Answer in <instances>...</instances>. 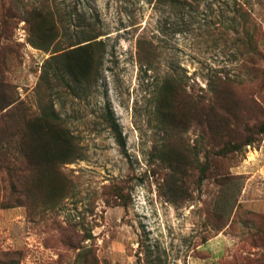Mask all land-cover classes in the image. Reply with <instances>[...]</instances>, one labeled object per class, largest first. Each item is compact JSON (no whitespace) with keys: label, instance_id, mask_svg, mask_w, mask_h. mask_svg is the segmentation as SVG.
Wrapping results in <instances>:
<instances>
[{"label":"rangeland","instance_id":"374dc122","mask_svg":"<svg viewBox=\"0 0 264 264\" xmlns=\"http://www.w3.org/2000/svg\"><path fill=\"white\" fill-rule=\"evenodd\" d=\"M0 51V264H264V0H0ZM50 114L72 162L26 156Z\"/></svg>","mask_w":264,"mask_h":264},{"label":"trees","instance_id":"16d2710c","mask_svg":"<svg viewBox=\"0 0 264 264\" xmlns=\"http://www.w3.org/2000/svg\"><path fill=\"white\" fill-rule=\"evenodd\" d=\"M168 1L172 5L182 6L186 5L191 0ZM44 30L42 29V26H40V32L38 34L40 35L39 39H41V41L49 40L50 36L47 34H52L54 31V29L48 31ZM97 38V36H93L85 42L77 43L75 45L78 47L69 51V54L72 56L67 63V72L71 75L76 83L86 81L91 75L94 63L92 50L100 45L99 42L95 41ZM39 43H34V46L40 49H46L45 44L41 45ZM83 43L87 44L81 46V44ZM2 54V51H0V56H2ZM7 90H10V87L6 85L4 76L0 72V110H4L13 104V101H11L10 98L8 100L4 94V92ZM159 94L161 97L160 110L166 112V114H162L161 116L164 120H166L168 111L171 113L173 112L172 110L174 108V101H176V103L179 105L183 100H186L184 89L181 83L173 77L165 78L163 84L160 87ZM107 119L110 128L112 129L118 140V143L121 147H124L122 132L118 123L115 121L112 115H110ZM261 129L262 131H264V125ZM30 131L31 143L28 145V151H26V156H28L29 158L34 159L36 162H40V160H43L46 164L51 161L52 157L54 158V160L52 161L63 159L65 162H72L76 159H72V138L68 136L65 129L62 128V126L59 124L58 119L53 114L38 117L36 121L32 123ZM245 145L250 144L248 143ZM232 149L233 152L239 151L234 148ZM40 170L43 171L42 167H40Z\"/></svg>","mask_w":264,"mask_h":264}]
</instances>
